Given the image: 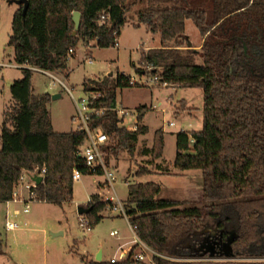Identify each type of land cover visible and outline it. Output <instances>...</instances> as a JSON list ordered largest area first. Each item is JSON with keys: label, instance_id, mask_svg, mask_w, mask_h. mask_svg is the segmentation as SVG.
<instances>
[{"label": "trees", "instance_id": "1", "mask_svg": "<svg viewBox=\"0 0 264 264\" xmlns=\"http://www.w3.org/2000/svg\"><path fill=\"white\" fill-rule=\"evenodd\" d=\"M128 0H28L23 14L20 7L13 18L9 46L23 77L10 85L13 105L4 112L0 149V203L13 199L15 185L23 174L46 170L41 184L34 188L33 202L63 205L73 201V173L89 172L80 157L86 134L79 130H54L47 103L49 95H35L31 68L65 74L71 49L79 43L88 47L110 48L128 19L133 4ZM136 27L144 25L159 34L161 45L142 53L136 73L157 75L162 84L180 88H200L204 92L203 129L181 131L176 136L174 162L181 171L202 172L204 206L158 198L160 185L154 182L129 185L126 204L129 222L137 237L158 255L154 264H264V0H212L209 14L200 7H189L173 0H140ZM135 3V2H133ZM82 14L76 36L73 13ZM108 22L100 25L101 16ZM192 20L203 37L200 50L189 46L185 24ZM186 52H182V51ZM203 63L198 65L197 56ZM130 76L118 74L102 81L86 80L85 92H99L96 107L104 109L90 118L91 129L102 128L113 146L134 156L141 136L148 133L142 123L146 108L138 110V129L120 126L114 109L117 92L129 88ZM165 147L162 129L155 133L154 146L142 155L158 160ZM151 172L139 170L136 177ZM98 194L89 202L91 226L103 218L105 208ZM235 232L232 244L236 262H210L198 259L206 241H226ZM0 254H4L0 240ZM218 258L221 256H217ZM224 257V256H222ZM254 260V261H245ZM83 264H112L85 257ZM131 257L116 264H134Z\"/></svg>", "mask_w": 264, "mask_h": 264}, {"label": "rangeland", "instance_id": "2", "mask_svg": "<svg viewBox=\"0 0 264 264\" xmlns=\"http://www.w3.org/2000/svg\"><path fill=\"white\" fill-rule=\"evenodd\" d=\"M13 1L15 0H0V61L16 65L14 49L9 46V39L14 15L20 6ZM177 1L178 5L184 4L183 0ZM188 1L189 7H200L209 14L212 11V0ZM127 4L133 5L128 12L127 22L121 29L117 46L103 49L97 47L95 42L88 47L79 43L75 54L68 61V76L53 73L65 81L72 90V95L50 76L41 72L34 73L33 91L35 95L50 96L47 109L56 132L77 131L78 123L74 118L78 116V110L75 100L81 102L90 96L89 92L84 91L86 80L102 81L110 76L115 78L118 74L136 76L142 53L160 47L159 34L151 33L144 25L136 27L135 13L143 7L140 0H128ZM185 35L193 49L198 50L196 48L203 43V37L192 20L186 21ZM90 57L92 62L86 61ZM196 62L198 65L203 63L201 55L197 56ZM22 77L23 71L19 67L0 68V135L4 112L13 105L10 84ZM55 95H60V98L53 99ZM203 105L204 92L200 88L156 85L152 88L129 87L118 90L117 106L133 112V117L127 118L126 126H131L129 121L137 120L140 108H146L140 125H146L149 131L139 138L134 156L123 149H111L108 152V165L116 176L114 188L105 187L103 175H85L74 184L73 201L63 205L34 201L29 204V213L25 214L24 203L11 202L9 213H16V216L10 218V221L20 226L15 232L5 230L6 210L0 207V238L6 252L0 254V264H83L81 258L89 259L93 255L96 257L100 251L104 254L105 261H110L123 249L132 246L130 242L133 241V233L126 218L110 214L106 199L116 194L126 205L130 184L154 182L161 187L158 198L204 206L202 172L181 171L174 166L177 154L176 136L181 131L203 129ZM160 129L164 132V154L161 159L154 161L150 155H142L141 151L154 146L155 133ZM109 144L114 145L110 140ZM1 147L0 139V149ZM144 168L151 174L143 178L136 177V173ZM93 194H100V200L106 205L100 213L103 219L87 231L80 225L78 208L88 207ZM113 231H118L119 236L112 237L110 233ZM198 260L240 261L218 257ZM258 261L263 262L264 259ZM137 263L135 261L134 264Z\"/></svg>", "mask_w": 264, "mask_h": 264}, {"label": "built area", "instance_id": "3", "mask_svg": "<svg viewBox=\"0 0 264 264\" xmlns=\"http://www.w3.org/2000/svg\"><path fill=\"white\" fill-rule=\"evenodd\" d=\"M108 22V17L106 15L101 16L99 24L103 25ZM115 40L113 42V46L118 45V35L117 32L114 33ZM70 55L75 54V49H71L69 51ZM89 60L92 62V58L86 59V61ZM5 67H19L20 69L26 68V66L21 65H11L6 64L0 61V68ZM35 72H41L48 76H50L53 80L58 82L61 86H63L71 95L72 90L68 88L65 81L59 79L51 72L42 71L40 69L31 68ZM151 69H144V73L138 74L136 76H130L128 85L130 87H154L156 85H162L165 86L166 84H162L160 81V78L157 75L150 74L149 71ZM90 96L81 100V102L76 103V107L78 110V116L74 118V120L78 123V129L81 132H84L86 134V139L82 146L80 147V157H82L85 161V165L88 168L89 172H97L98 170H101L103 173V176H105V187L108 189L114 188V183L116 181V176L113 173V171L110 169L109 165L106 164L105 161V154H104V147L107 145L109 138L107 134L103 131L102 128L97 129H91L89 126L90 118L95 114H101L104 112V109H100L96 107V102L101 98V93L99 92H89ZM114 111L117 113V116L120 120V126L126 128L128 131L134 132L138 129V121H129L131 122V126H126V120L127 118L133 117V112L123 108V107H116ZM46 173V170L43 169L41 173H38L39 176L43 177ZM33 174V173H31ZM83 173L79 170H75L73 173V181L77 182L80 181L83 177ZM24 188L26 191V197H23L22 195V189ZM34 188H36V185L29 181L27 174H23L21 178L19 179L18 183L14 187L13 191V199L11 202H22L25 204L24 213L28 214L30 211V202H33V199L36 197V193L34 191ZM114 191V190H113ZM115 192V191H114ZM91 200V199H90ZM108 206H109V212L110 214H114L120 217H124L128 220L129 226L131 228V231L134 235L133 241L130 243L132 246L127 249H123V251L119 255H115L111 258L109 262L112 264L120 263L127 261L129 258H133L136 262L143 264L147 260L153 263L154 256L158 255L155 251L150 249L145 243H143L135 234L132 226L129 222V215L128 210L125 204L117 197L111 196L106 199ZM80 225L82 228H85L87 231L91 230V222L89 218L84 215L80 216ZM20 229V226L18 223L7 220L5 223V230L7 232H15ZM112 237L119 236L118 231H113L110 233Z\"/></svg>", "mask_w": 264, "mask_h": 264}, {"label": "water", "instance_id": "4", "mask_svg": "<svg viewBox=\"0 0 264 264\" xmlns=\"http://www.w3.org/2000/svg\"><path fill=\"white\" fill-rule=\"evenodd\" d=\"M20 7L23 6V14L25 15L29 6L28 0H15L13 1ZM81 17L82 14L78 11H75L73 13V21L75 24V32L73 33V36L77 35V32L80 28L81 25ZM189 46H191L189 42ZM53 99H58L60 98V95H55L52 97ZM29 181L33 182L36 186L42 183L43 177L39 176L38 173L34 174H29L27 173ZM91 208L89 207H79L78 208V214L79 216H84L88 215L91 212ZM58 235V234H55ZM237 235L235 232H233L230 237L226 241H211L208 239L206 241V244L202 246V249L204 250L203 255L208 254L210 258H217V256H221L219 258H226V259H233V248L232 244L234 243ZM208 242V243H207ZM217 247H220L219 250H217ZM224 256V257H222ZM103 256H102V251H100L97 256L95 257V261L97 262H102Z\"/></svg>", "mask_w": 264, "mask_h": 264}, {"label": "crops", "instance_id": "5", "mask_svg": "<svg viewBox=\"0 0 264 264\" xmlns=\"http://www.w3.org/2000/svg\"><path fill=\"white\" fill-rule=\"evenodd\" d=\"M203 44V43H202ZM202 44L199 46V47H197L196 49H200L201 48V46H202ZM161 45V44H160ZM126 75V74H125ZM13 82V81H12ZM12 84V83H11ZM10 84V85H11ZM139 124V123H138ZM146 126V125H145ZM58 133H60V132H58ZM22 189V195H23V197H26V191L24 190V188H20V190ZM98 195H100V194H98ZM91 199V198H90ZM90 202V201H89ZM88 202V203H89ZM11 205V202H8V203H0V207H2L3 209H4V211L6 210V217H5V219H6V221L7 220H10V218L11 219H13V218H15V216H16V213L14 214V215H11L10 213H9V209H10V206ZM6 223V222H5ZM5 225V224H4ZM55 236H57V235H55ZM133 238H134V235H133ZM0 240H1V242H2V245H3V240L0 238ZM128 248H130V246L128 247ZM3 249H4V246H3ZM6 252L4 251V254H5ZM102 256H103V260L102 261H105V259H104V254L102 253ZM88 257H89V255H88ZM89 260H94L95 261V257H94V255L93 256H91V257H89ZM137 264H140V263H137ZM143 264H154V263H152V262H150V261H146V262H144Z\"/></svg>", "mask_w": 264, "mask_h": 264}, {"label": "flooded vegetation", "instance_id": "6", "mask_svg": "<svg viewBox=\"0 0 264 264\" xmlns=\"http://www.w3.org/2000/svg\"><path fill=\"white\" fill-rule=\"evenodd\" d=\"M208 243V242H207ZM220 247H217V250H219Z\"/></svg>", "mask_w": 264, "mask_h": 264}]
</instances>
